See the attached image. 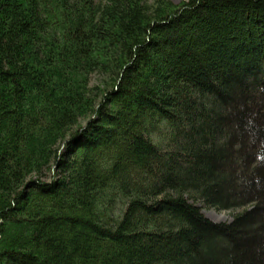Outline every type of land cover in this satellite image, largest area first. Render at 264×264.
<instances>
[{
    "label": "trees",
    "instance_id": "obj_1",
    "mask_svg": "<svg viewBox=\"0 0 264 264\" xmlns=\"http://www.w3.org/2000/svg\"><path fill=\"white\" fill-rule=\"evenodd\" d=\"M0 264H264V0H0Z\"/></svg>",
    "mask_w": 264,
    "mask_h": 264
},
{
    "label": "rangeland",
    "instance_id": "obj_2",
    "mask_svg": "<svg viewBox=\"0 0 264 264\" xmlns=\"http://www.w3.org/2000/svg\"><path fill=\"white\" fill-rule=\"evenodd\" d=\"M155 0H146L148 4H153ZM174 4H178L183 0H170ZM102 77L98 74H92L90 78V85H98L101 84ZM49 174V173H48ZM48 178V177H47ZM203 212L205 215L214 221H228L231 218V214L229 211H215L213 209H204Z\"/></svg>",
    "mask_w": 264,
    "mask_h": 264
}]
</instances>
